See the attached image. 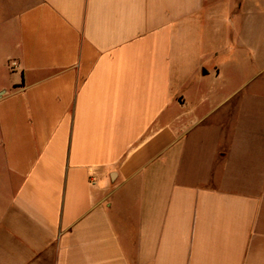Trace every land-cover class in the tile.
<instances>
[{"label": "crops", "instance_id": "1", "mask_svg": "<svg viewBox=\"0 0 264 264\" xmlns=\"http://www.w3.org/2000/svg\"><path fill=\"white\" fill-rule=\"evenodd\" d=\"M263 74L264 0H0V264H264Z\"/></svg>", "mask_w": 264, "mask_h": 264}, {"label": "rangeland", "instance_id": "2", "mask_svg": "<svg viewBox=\"0 0 264 264\" xmlns=\"http://www.w3.org/2000/svg\"><path fill=\"white\" fill-rule=\"evenodd\" d=\"M258 86H259V88H257V91H259L260 93L263 94L264 93V74L261 76ZM255 89H256V86H255ZM244 91L245 92H253L254 90H253V87L247 86Z\"/></svg>", "mask_w": 264, "mask_h": 264}]
</instances>
